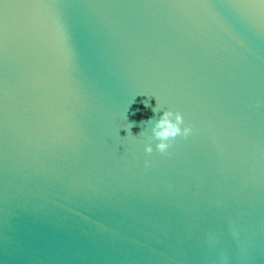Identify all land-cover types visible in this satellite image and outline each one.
I'll return each instance as SVG.
<instances>
[{
  "label": "water",
  "instance_id": "water-1",
  "mask_svg": "<svg viewBox=\"0 0 264 264\" xmlns=\"http://www.w3.org/2000/svg\"><path fill=\"white\" fill-rule=\"evenodd\" d=\"M255 2L9 6L0 264H264V8ZM157 102L192 132L146 153L138 135Z\"/></svg>",
  "mask_w": 264,
  "mask_h": 264
},
{
  "label": "clouds",
  "instance_id": "clouds-1",
  "mask_svg": "<svg viewBox=\"0 0 264 264\" xmlns=\"http://www.w3.org/2000/svg\"><path fill=\"white\" fill-rule=\"evenodd\" d=\"M146 107H149V104L145 103ZM154 113H159L158 117L152 118L147 122L145 127L138 136H142L147 140L144 144V151L146 153H152L155 150L160 153H165L172 141L178 136L187 137L191 132L192 128L190 124L185 122L184 115L172 107H162L158 105L152 109ZM150 122V124H149ZM136 122L128 123L125 128L129 130V135H131L130 129ZM144 124V121L140 122Z\"/></svg>",
  "mask_w": 264,
  "mask_h": 264
},
{
  "label": "snow or ice",
  "instance_id": "snow-or-ice-1",
  "mask_svg": "<svg viewBox=\"0 0 264 264\" xmlns=\"http://www.w3.org/2000/svg\"><path fill=\"white\" fill-rule=\"evenodd\" d=\"M13 4H15L19 8L29 6L26 3V0H0V27H3L6 29L7 27L6 10L9 8V6ZM248 6L264 8V0H256L254 4H251Z\"/></svg>",
  "mask_w": 264,
  "mask_h": 264
}]
</instances>
